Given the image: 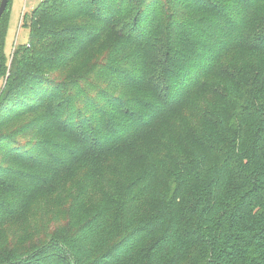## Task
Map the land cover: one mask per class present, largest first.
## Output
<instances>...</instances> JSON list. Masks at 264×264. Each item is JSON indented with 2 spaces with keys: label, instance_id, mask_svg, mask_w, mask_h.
<instances>
[{
  "label": "trees",
  "instance_id": "trees-1",
  "mask_svg": "<svg viewBox=\"0 0 264 264\" xmlns=\"http://www.w3.org/2000/svg\"><path fill=\"white\" fill-rule=\"evenodd\" d=\"M26 26L0 94V264H264V0H41ZM35 202L42 237L18 247Z\"/></svg>",
  "mask_w": 264,
  "mask_h": 264
},
{
  "label": "rangeland",
  "instance_id": "rangeland-1",
  "mask_svg": "<svg viewBox=\"0 0 264 264\" xmlns=\"http://www.w3.org/2000/svg\"><path fill=\"white\" fill-rule=\"evenodd\" d=\"M41 2V0H10V5L8 9V17H7V28L4 35V40L2 44V54L6 57V69L5 73L2 77H0V94L1 91L4 88V84L6 81V78L8 76V67L10 65L11 56L14 48L20 44L27 43L28 40V28L26 26V22L28 21V16L30 15L32 9H34L38 4ZM26 14L25 16L23 14ZM24 16V18H23ZM108 34L113 35L114 30L112 27L104 31L103 26H100L98 29V35L105 37L107 40ZM104 44H99V51L94 52L95 58L100 57L101 50L103 49ZM92 60H94L92 57H89L87 62L91 63ZM150 133H147V136L144 138H148ZM141 135L138 134L137 140H139ZM122 147H119L120 149ZM105 155V154H104ZM102 156L104 158L105 156ZM77 162H74V167H77ZM85 169H81V175L85 173ZM56 185L58 182L56 181ZM59 187L58 189H61V193L63 192V189H65V179L59 180ZM67 193H65L66 195ZM63 196V195H61ZM45 200H50L49 205L47 206L49 209L54 208L56 213L59 214L61 220L66 218L67 213V203L65 202L64 198H59L58 194L55 192H50L49 194H45L42 198ZM44 204V203H43ZM48 213V212H46ZM42 216L41 213V205L38 202H35L33 204H29V207L22 213L20 218H16L12 221L14 225H21L19 227V244L18 247L21 248H28L32 246L37 238H41L42 235L37 234V231L40 230V228H37L34 226V224L39 220V218ZM49 217V215H48ZM43 219V217H42ZM40 221V220H39ZM43 223H46L44 220H42ZM114 224V223H113ZM21 227H23L21 232ZM5 231H8V226L5 224L0 228V236L4 234ZM25 231V232H24Z\"/></svg>",
  "mask_w": 264,
  "mask_h": 264
},
{
  "label": "water",
  "instance_id": "water-1",
  "mask_svg": "<svg viewBox=\"0 0 264 264\" xmlns=\"http://www.w3.org/2000/svg\"><path fill=\"white\" fill-rule=\"evenodd\" d=\"M8 0H0V17L7 6Z\"/></svg>",
  "mask_w": 264,
  "mask_h": 264
},
{
  "label": "crops",
  "instance_id": "crops-1",
  "mask_svg": "<svg viewBox=\"0 0 264 264\" xmlns=\"http://www.w3.org/2000/svg\"><path fill=\"white\" fill-rule=\"evenodd\" d=\"M33 10V9H32Z\"/></svg>",
  "mask_w": 264,
  "mask_h": 264
}]
</instances>
